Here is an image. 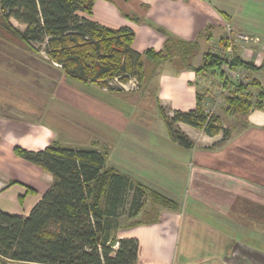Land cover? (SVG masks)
<instances>
[{
	"label": "crops",
	"instance_id": "1",
	"mask_svg": "<svg viewBox=\"0 0 264 264\" xmlns=\"http://www.w3.org/2000/svg\"><path fill=\"white\" fill-rule=\"evenodd\" d=\"M87 18L113 30L133 31L131 50L142 55L144 65L139 90L149 65L159 63L155 64L158 73L154 75V83L159 85L160 113L164 111L173 117L176 112L195 110L201 98L206 114L212 111L225 130V134L211 137L203 130L178 125L193 141L195 150V162L189 167L192 205L185 207L188 208L185 211L178 202L183 193L180 184L159 183L164 179L155 172L148 184L143 185L130 175L143 173L140 167L126 173L135 185L169 197L179 208L154 206L155 210L150 212L153 223L121 228L116 238L139 242L137 264H264V108L241 115L232 113L225 101L215 107L222 71L219 74L195 71L203 67L206 53L224 52V20L254 40L236 42L235 55L256 67L264 64V0H97L92 16ZM10 22L24 27L19 31H25V25L14 19ZM185 45L198 47L192 63L177 68L170 60L172 49ZM147 51L157 54L168 51L169 55L162 61H151L144 55ZM7 59L0 56L3 60L0 62ZM250 79L260 84L250 91L255 95L264 91V70L251 71ZM63 80L65 86L58 87L56 83L53 92L22 96L34 113L0 103V210L4 213L27 217L53 184L51 174L18 156L15 149L38 152L53 142L62 145L74 133L71 122L74 117L91 118L88 100L79 104L74 85ZM48 102L52 113L44 109ZM83 124L89 125L86 121ZM133 131L131 145L120 150L116 158L128 160L131 165H155L161 169L171 162L173 171L186 166L184 159L182 163L173 160L170 146L175 147L176 153L187 152L174 146L169 132L165 143L153 144L146 136L147 129L139 126ZM96 149L108 152V159L110 152L106 145ZM108 163L116 169L115 160H107V166L112 167ZM144 211L145 208L132 219L126 216L123 222L118 219L119 227L142 220ZM238 245L245 249L240 251Z\"/></svg>",
	"mask_w": 264,
	"mask_h": 264
},
{
	"label": "trees",
	"instance_id": "2",
	"mask_svg": "<svg viewBox=\"0 0 264 264\" xmlns=\"http://www.w3.org/2000/svg\"><path fill=\"white\" fill-rule=\"evenodd\" d=\"M96 1L0 0V20L2 27L29 50L35 52V43L44 45L50 61L60 65L70 78L101 87L116 76L124 82L130 77L142 81V55L131 50L133 31L113 30L88 19ZM11 19L25 25V31L16 29ZM144 55L151 61H162L169 54L147 51ZM224 61L208 52L203 67L195 71L219 74ZM233 66L264 70V64L256 67L236 55ZM258 86L256 80L247 87L234 84L232 94L225 98L232 113L244 115L264 108V91L246 93ZM161 113L172 140L188 150L194 143L178 127L180 123L211 137L225 134L219 118L206 114L201 98L195 110L176 112L173 117ZM15 152L51 174L53 184L27 217L0 210V264H137L139 242L115 235L121 228L153 223L154 218L144 211L142 220L123 227L118 219L123 215L137 217L147 197L156 207L179 208L166 196L135 185L128 175L108 167V152L103 150L67 148L53 142L38 152L20 147Z\"/></svg>",
	"mask_w": 264,
	"mask_h": 264
},
{
	"label": "rangeland",
	"instance_id": "3",
	"mask_svg": "<svg viewBox=\"0 0 264 264\" xmlns=\"http://www.w3.org/2000/svg\"><path fill=\"white\" fill-rule=\"evenodd\" d=\"M12 24L16 29L24 30V27L15 22ZM33 46L35 52L30 51L21 40L3 28L2 21L0 20V56L8 58L6 61L0 62V103L23 107L25 111L34 113V109L28 107V102L23 101L22 96L39 91L43 93L53 92L56 83L58 87H62L65 86L63 78L68 80V82L74 85L75 89L73 92L78 98L77 102L79 104L82 102L85 104L88 100L87 103L91 105L92 109L88 108L91 118H83L82 120L74 117V121H71L73 123L72 128L74 133L70 136V141L63 142L62 145L67 148L80 146L82 149H94L106 145L110 152L107 160L108 162L115 160V167L119 172L126 174L130 170H134L133 168L135 167L144 169L141 174H135L134 176L130 174L136 182L147 185L149 179L155 174H158L164 179L162 180L163 182L159 180V183L167 185L180 184L183 188V193L179 195L178 202L181 210H187L188 208L185 207L192 205V199L188 192L191 178V169L189 167L191 163L193 166L195 162V150H188L173 143L175 144L174 146H177L176 148L178 150L187 152L186 155H183L176 153L175 147L170 146L169 152L175 162L182 163L183 159L186 161V166L183 167L181 165L177 171L172 170L171 162L170 165H163L161 169L155 165H131L128 160L121 159L120 157L116 158L115 156L116 154L119 155V151L124 147L131 145L129 143L130 137L133 135V129H136V127L140 126L144 130L147 129L146 136L149 140L153 141V144L160 141H164L163 143H165L164 138H168L166 123L158 107L159 85L154 83L156 80L154 75L158 73V68L155 64L159 63L149 65L143 87L141 86L140 90H136L137 86L131 84H126V89L129 91L126 89L121 91L118 89V86L112 87L113 89L109 88L111 90H105L103 88L105 85L101 88L94 84H85L66 76L63 70H59L52 65L55 63H52L48 55L44 52V45L40 46L35 43ZM195 50L197 49L192 45L180 46L176 50L172 49L170 60L175 63L177 68L183 69L192 63V55ZM146 62L147 60L145 58ZM209 73L213 74V71ZM119 80L122 79L120 78ZM102 89L107 92H103ZM123 91L125 92L122 93ZM50 104L51 102H48L47 107L44 108L48 113H52L53 110ZM83 121H86L89 125L85 126L83 124L81 126L84 123ZM103 129L106 132H103ZM108 165L112 166L109 163ZM146 167L147 169H145ZM153 168L157 169L154 170ZM131 198L132 195H128L127 204H130ZM166 198L170 199L169 197ZM175 203L177 204V202ZM152 204L151 199L147 197L144 207L147 212L155 209ZM125 219H127L126 215L124 218H119L122 222ZM228 219L232 221L231 215H228ZM238 219L239 217L236 220ZM123 224L125 225L126 223ZM237 247H239L240 251L245 249L242 245H238Z\"/></svg>",
	"mask_w": 264,
	"mask_h": 264
},
{
	"label": "built area",
	"instance_id": "4",
	"mask_svg": "<svg viewBox=\"0 0 264 264\" xmlns=\"http://www.w3.org/2000/svg\"><path fill=\"white\" fill-rule=\"evenodd\" d=\"M224 23H225L224 26H225V31H226V37H225V42H224L225 48L223 50L224 52L217 51L214 53L215 55H219V56L224 54L222 57L225 59L224 64L220 70L222 71V80H221L222 84H221L219 94L217 96L215 107L220 105L222 102H224L225 98L229 97L232 94L234 90L233 88L234 84H242L243 86L247 87L251 83V79H250L251 71H249L243 66H233V62L235 58L234 47H235L236 42L238 41L250 42L254 40L250 38L249 36L237 31L231 25V23L228 22L227 20H224ZM120 78L121 77L118 76L114 78L113 80H106L104 82L106 83V85L103 88L105 90H111L109 88L118 86V89L122 91L123 89H126L127 85L131 84V85L137 86L136 90H139L140 81L136 77H130L127 82H124L123 80H119ZM121 81L125 84H123ZM131 90L134 91L133 89ZM250 92H252L255 95V93L253 91H250V89L246 91V93H250ZM207 115H213L212 111H208Z\"/></svg>",
	"mask_w": 264,
	"mask_h": 264
}]
</instances>
